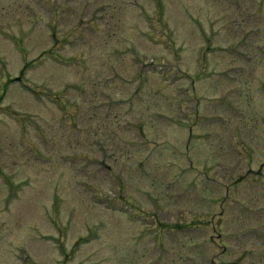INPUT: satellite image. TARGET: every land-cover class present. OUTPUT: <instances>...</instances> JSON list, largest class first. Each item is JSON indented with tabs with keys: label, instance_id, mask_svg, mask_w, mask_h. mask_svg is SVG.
Wrapping results in <instances>:
<instances>
[{
	"label": "rangeland",
	"instance_id": "1",
	"mask_svg": "<svg viewBox=\"0 0 264 264\" xmlns=\"http://www.w3.org/2000/svg\"><path fill=\"white\" fill-rule=\"evenodd\" d=\"M0 91V264H264V0H0Z\"/></svg>",
	"mask_w": 264,
	"mask_h": 264
}]
</instances>
